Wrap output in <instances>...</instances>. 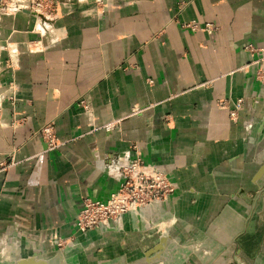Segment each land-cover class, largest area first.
Returning <instances> with one entry per match:
<instances>
[{
  "label": "crops",
  "instance_id": "1",
  "mask_svg": "<svg viewBox=\"0 0 264 264\" xmlns=\"http://www.w3.org/2000/svg\"><path fill=\"white\" fill-rule=\"evenodd\" d=\"M49 3L44 26L0 0V41L16 50L13 66L0 51V95L9 91L0 109L3 258L264 264L262 244L250 252L239 237L255 226L250 212L264 211V87L244 49L264 47V0H108L103 13L95 0ZM47 124L53 150L40 134ZM133 144L175 193L117 225L77 232L82 198L105 200L117 188V157H134ZM54 233L68 239L61 252L43 240Z\"/></svg>",
  "mask_w": 264,
  "mask_h": 264
},
{
  "label": "built area",
  "instance_id": "2",
  "mask_svg": "<svg viewBox=\"0 0 264 264\" xmlns=\"http://www.w3.org/2000/svg\"><path fill=\"white\" fill-rule=\"evenodd\" d=\"M12 4L14 11L25 8L33 13L39 24L48 25V21L54 18L49 12V0H6ZM100 12L108 8V0H95ZM192 28L198 25L191 24ZM211 24H205L208 32L213 30ZM40 29V28H39ZM244 49L249 53L251 61L249 65L254 67V78L264 87V47H256L249 43ZM84 105V101H80ZM228 100H221L220 105L225 107ZM243 106V99L232 101L229 115L233 119L236 111ZM108 128L109 125H106ZM42 137L46 141V150L57 147L52 124L44 125L41 129ZM114 174L119 179L117 188L112 191L105 200L82 198L81 208L75 218V229L79 233H85L97 227H109L119 223L123 215L128 212H138L148 208L154 203L166 201L175 189V184L159 172L155 167L144 164L139 155L130 157L123 155L117 157V165ZM60 244V243H57Z\"/></svg>",
  "mask_w": 264,
  "mask_h": 264
},
{
  "label": "rangeland",
  "instance_id": "3",
  "mask_svg": "<svg viewBox=\"0 0 264 264\" xmlns=\"http://www.w3.org/2000/svg\"><path fill=\"white\" fill-rule=\"evenodd\" d=\"M50 8H51V5L49 6V12H53V10H52V8H51V10H50ZM52 14V13H51ZM53 15V14H52ZM37 19V18H36ZM12 43V42H11ZM10 44V43H9ZM9 48H8V47ZM5 48V49H7V51H8V62H10L9 63V65L10 66H13V61H14V59L12 58V55H13V53H15L16 52V50H13V47H11V45H8V43H7V41H6V43H4V42H1L0 41V51L2 50L1 48ZM17 54H18V52H17ZM1 56V55H0ZM1 59V58H0ZM14 69V68H13ZM0 88H1V86H0ZM3 90V89H2ZM8 92L9 91H6V90H3L2 92H1V95H0V109H2L3 107H4V105H3V102H4V100L6 99V97L8 96L7 94H8ZM81 105V104H80ZM17 123L18 122H16L15 124L17 125ZM11 125H14V122L12 121L11 122ZM246 133V135L249 133V131H246L245 132ZM40 134H41V136H42V133H41V131H40ZM54 137H55V140H56V142H58L57 140V137H56V133H55V130H54ZM137 146H136V144H133L132 145V150H133V152H134V156L135 155H140L139 154V150H138V147L136 148ZM55 149V148H54ZM51 150H53V149H51ZM129 155V154H128ZM131 157V156H130ZM143 161V160H142ZM143 163L144 164H148V163H145L144 161H143ZM148 165H150V166H153V167H155L157 170H159V172H161L162 174H164L165 176H167L168 178H169V176H168V174L165 172V171H163V170H161V169H159L157 166H155V165H151L150 163L148 164ZM6 166V165H5ZM0 168H4V166L3 167H1L0 166ZM170 179V178H169ZM170 181L171 182H173L171 179H170ZM174 184H175V189H174V191L170 194V196L171 195H173V193H175V191H176V189H177V187H178V184L177 183H175V182H173ZM263 196H261L260 197V201H261V203H262V201H263ZM166 201H162V202H159V204L160 203H165ZM260 203V204H261ZM143 209H145V208H143ZM143 209H140L138 212H141V210H143ZM138 212H134V213H138ZM250 214H252V216L254 215V217L252 218L253 219V224L255 225V226H253V227H248V228H245V230H244V234L242 235H240L239 237H240V244H242V246H244V244H246L245 245V247L248 249V250H250V252H253V250L254 249H256V248H258L259 249V245H260V243L262 244V253L264 254V247H263V243H264V211L262 210V205L261 206H258L257 207V209L253 212V211H251L250 212ZM151 227V226H150ZM153 229H161V226H159V223L157 224H155V225H153V227H152ZM94 230V229H93ZM90 231H92V230H90ZM86 233V232H85ZM243 233V232H242ZM250 235V236H249ZM248 237H250V238H248ZM44 239V241L46 242V243H48L49 244V246L50 247H52L53 248V251L54 252H61L62 251V249L69 243L68 242V239H64V238H61L60 236H58L57 234H52V235H49V236H46V238L45 237H43ZM72 240V239H71ZM41 242H42V237H41V240H40ZM42 243H44V242H42ZM57 243H60V244H57ZM191 244V246L194 248V249H196V250H198L199 248H200V246H199V244H197V243H190ZM29 248H30V250H32V252H33V254L35 255V256H38V255H41L42 253H41V251H40V248H39V244H38V242L35 240V243H30L29 244ZM21 249H22V246H21V243H16V245H15V250H17V252H14V254L13 255H21ZM0 255H2L1 256V258H2V260H0V263L1 264H13V263H15V262H17L18 260H5V258H3L4 257V255H6L5 253L3 254H0ZM252 255H254V253L252 254ZM229 264H239L237 261L236 262H231V263H229ZM246 264V263H245Z\"/></svg>",
  "mask_w": 264,
  "mask_h": 264
},
{
  "label": "bare ground",
  "instance_id": "4",
  "mask_svg": "<svg viewBox=\"0 0 264 264\" xmlns=\"http://www.w3.org/2000/svg\"><path fill=\"white\" fill-rule=\"evenodd\" d=\"M258 120H255V124H257ZM28 263H31V264H44V262H39L37 260H34V259H20L18 264H28Z\"/></svg>",
  "mask_w": 264,
  "mask_h": 264
},
{
  "label": "water",
  "instance_id": "5",
  "mask_svg": "<svg viewBox=\"0 0 264 264\" xmlns=\"http://www.w3.org/2000/svg\"><path fill=\"white\" fill-rule=\"evenodd\" d=\"M29 11V10H28ZM33 13V12H32ZM34 15H35V13H33ZM251 132V131H250ZM249 132V133H250ZM264 171V163H263V165L260 167V169L258 170V172H257V175L259 176L262 172ZM18 262H19V260L17 261V262H15V263H13V264H18ZM28 264H31V263H28ZM43 264V263H42ZM44 264H46V263H44Z\"/></svg>",
  "mask_w": 264,
  "mask_h": 264
}]
</instances>
